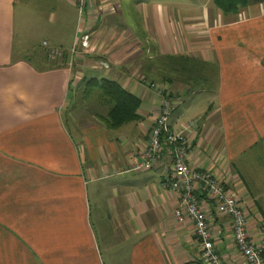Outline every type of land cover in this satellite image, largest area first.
Here are the masks:
<instances>
[{"label": "crops", "instance_id": "1", "mask_svg": "<svg viewBox=\"0 0 264 264\" xmlns=\"http://www.w3.org/2000/svg\"><path fill=\"white\" fill-rule=\"evenodd\" d=\"M45 1L58 7L64 23L63 11L79 9L76 0ZM87 1L85 19L69 20L68 35L57 30L56 39L42 42L65 52L68 64L46 67L16 52L17 0H0V264H204L194 224L175 216L179 194L163 188L172 175L170 150L152 170L137 169L164 101L151 84L136 81L145 73L173 99L170 128L187 135L190 167L226 183L258 242L264 233V3L230 16L206 9L196 27L173 24L159 6L146 26L153 42L144 46L132 32L110 42L117 31L111 6L121 15V0ZM145 49L149 60L135 70ZM96 59L117 64L118 76L103 70L99 77L141 99V121L108 130L101 117L111 106L102 95L105 109L73 118L69 128L73 95L96 69L80 64ZM199 195L217 252L226 264H247L231 219Z\"/></svg>", "mask_w": 264, "mask_h": 264}, {"label": "rangeland", "instance_id": "2", "mask_svg": "<svg viewBox=\"0 0 264 264\" xmlns=\"http://www.w3.org/2000/svg\"><path fill=\"white\" fill-rule=\"evenodd\" d=\"M138 1H140L142 9L138 8ZM121 2L123 5L121 15H119L120 7L118 8L117 5H114L111 6V8L113 7L112 11L115 12L114 14H112L113 18H111L110 16L105 17H110L112 19V23H114L117 27V31H115V33L110 34L111 43L120 39L118 35L122 37L123 33L129 34L128 32H132L135 36L138 37L141 44H144V46L151 44L153 41L149 38L150 32L146 30V26L150 21L149 19L152 17V14H150V12L152 10L157 12V8H159V6L164 7L168 11H166L168 13L166 16L171 22H173V24L177 25L179 22H181L182 24L191 27H196L197 24L202 23L201 17L204 16L206 9L208 11H211V13L218 12L219 10L212 3V0H121ZM57 9L50 8L49 4L45 0H17V5L15 7L16 52H19L21 50V53L24 56L33 58L35 59V62H38L40 64H43L45 61L46 67H53L54 65L60 64H68L67 59L69 57L65 52L60 49H51L50 47H48L47 44L42 45V42L44 40L52 41V39H56L55 32L57 30L59 32L62 31L63 34L68 35V29L71 28L69 20H77L80 16L79 9H68L67 11H63V15L65 16V18H68V21L64 23V20L58 19V12L56 11ZM53 11H55V15L53 14ZM185 17H190V20L184 21ZM82 19H85V15ZM151 35L153 36L152 33ZM127 40L130 39L128 38ZM56 42L57 41H54V43ZM86 47L87 49L89 48L88 44ZM147 51L148 50L145 49L144 53L138 56L140 58L135 62V70H139L140 66H145V60H149V56L146 53ZM139 60H141L143 63H141ZM80 65L95 67L96 69L93 68L90 70H95L91 74L97 76V80H101L99 75H105V71L103 72V70H109L111 74L118 76L116 74L118 71L116 70L117 64L115 63H104L101 62L100 59H96V61H83V63H81ZM162 65L165 66V64ZM119 66H123V64H119ZM110 73L108 74L110 75ZM92 75L87 78L88 80L86 78L82 79V88L79 91V95H73V114H68L66 116L68 118L67 120L70 121L69 128H71L70 126L71 121L74 120L73 118H84L93 111H102L101 109L104 110L106 107V101H102L103 98L100 89H94L91 96L85 98V86H87L88 82L91 81ZM136 81H139L141 85L149 86V84H151L150 87L155 89L151 90L150 92H152L155 96L158 95L159 97H163L165 94V97L163 99L173 100L170 95H168V93L165 91L164 86L161 85V82H152L153 80H150L149 76L146 73L138 76ZM211 81L212 80H210V83L212 84ZM172 103L174 104L173 101ZM162 104L163 105L160 114H162L163 112L164 101ZM171 121L172 119H170V122Z\"/></svg>", "mask_w": 264, "mask_h": 264}, {"label": "built area", "instance_id": "3", "mask_svg": "<svg viewBox=\"0 0 264 264\" xmlns=\"http://www.w3.org/2000/svg\"><path fill=\"white\" fill-rule=\"evenodd\" d=\"M81 19L87 11V0H76ZM89 37H84V42ZM87 46V44H84ZM165 96H163L164 98ZM174 104L164 99L163 112L147 129L148 141L139 155L138 170L149 171L160 162L163 154L170 150L173 158L170 182L163 184L179 194V207L175 211L178 223L191 220L195 236L201 244V257L204 264H226L217 252L209 217L202 208L199 193L206 194L217 205L220 214L231 219L237 249L243 254L247 264H264V233L255 242L248 230L247 217L238 200L227 189L226 183L217 179L210 171L194 170L188 163L190 142L184 132L175 133L170 128ZM264 232V229H262Z\"/></svg>", "mask_w": 264, "mask_h": 264}, {"label": "trees", "instance_id": "4", "mask_svg": "<svg viewBox=\"0 0 264 264\" xmlns=\"http://www.w3.org/2000/svg\"><path fill=\"white\" fill-rule=\"evenodd\" d=\"M212 2L225 15H235L253 4L264 3V0H212ZM94 89H100L103 97L110 103L108 116L101 117L108 130H118L125 125L141 121L139 115L141 99L124 89L122 85L108 78L92 79L87 84L86 97L90 96Z\"/></svg>", "mask_w": 264, "mask_h": 264}]
</instances>
